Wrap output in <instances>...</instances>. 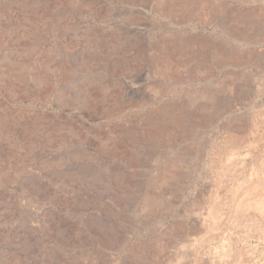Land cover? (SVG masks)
Here are the masks:
<instances>
[{"label":"rangeland","instance_id":"rangeland-1","mask_svg":"<svg viewBox=\"0 0 264 264\" xmlns=\"http://www.w3.org/2000/svg\"><path fill=\"white\" fill-rule=\"evenodd\" d=\"M0 264H264V0H0Z\"/></svg>","mask_w":264,"mask_h":264},{"label":"bare ground","instance_id":"bare-ground-1","mask_svg":"<svg viewBox=\"0 0 264 264\" xmlns=\"http://www.w3.org/2000/svg\"><path fill=\"white\" fill-rule=\"evenodd\" d=\"M230 158H232V157H230ZM218 206V205H217ZM219 209V208H218ZM216 210H217V208H216ZM218 211V210H217ZM219 212V211H218ZM215 214V213H214ZM215 219V218H214ZM212 220V219H211ZM206 223V222H205ZM213 224V223H212ZM209 229H210V227H209ZM213 230V229H212ZM212 253V252H211ZM212 256V255H211Z\"/></svg>","mask_w":264,"mask_h":264}]
</instances>
